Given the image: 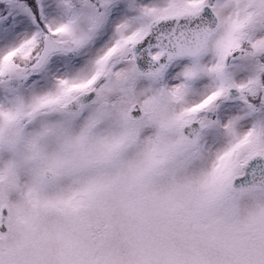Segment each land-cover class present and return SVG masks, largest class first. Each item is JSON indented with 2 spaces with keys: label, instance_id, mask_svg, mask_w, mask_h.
Listing matches in <instances>:
<instances>
[{
  "label": "snow or ice",
  "instance_id": "6c2138e0",
  "mask_svg": "<svg viewBox=\"0 0 264 264\" xmlns=\"http://www.w3.org/2000/svg\"><path fill=\"white\" fill-rule=\"evenodd\" d=\"M0 264H264V0H0Z\"/></svg>",
  "mask_w": 264,
  "mask_h": 264
}]
</instances>
